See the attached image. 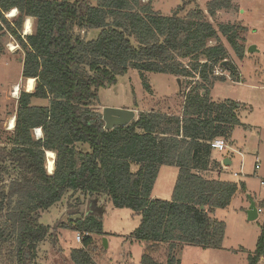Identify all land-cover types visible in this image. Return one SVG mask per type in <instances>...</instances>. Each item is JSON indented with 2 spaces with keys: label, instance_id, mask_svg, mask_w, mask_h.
I'll list each match as a JSON object with an SVG mask.
<instances>
[{
  "label": "trees",
  "instance_id": "obj_1",
  "mask_svg": "<svg viewBox=\"0 0 264 264\" xmlns=\"http://www.w3.org/2000/svg\"><path fill=\"white\" fill-rule=\"evenodd\" d=\"M152 3L0 0V40L8 33L17 40L24 50L22 76L36 80L32 92L21 91L15 128L0 144V264H39V246L53 235L41 214L70 191H81L93 203V197L106 195L115 207L141 214L131 236L144 243L139 264H164L153 254L161 244L168 245L166 264H176L175 251L184 244L222 248L226 224L214 212L227 208L246 184L205 172H221L211 142H231L241 120L239 104L214 101L209 94L216 80L226 79L216 73L219 67L239 81L226 43L243 59L246 27L228 22L216 28L208 19L232 8L231 0H211L206 14L185 11V2L163 15ZM14 8L18 12L9 19ZM28 16L34 18L33 32L23 36ZM129 69L197 78L179 114L153 108L127 126L106 130L95 108L99 88ZM34 98L48 104L34 105ZM37 127L44 133L39 139L33 135ZM48 150L56 153L53 173ZM162 165L179 168L171 199L152 195ZM73 222L82 231L83 247L73 249L71 259L97 264L87 248L94 234L105 235L101 214L92 210ZM262 258L264 216L249 264Z\"/></svg>",
  "mask_w": 264,
  "mask_h": 264
},
{
  "label": "rangeland",
  "instance_id": "obj_2",
  "mask_svg": "<svg viewBox=\"0 0 264 264\" xmlns=\"http://www.w3.org/2000/svg\"><path fill=\"white\" fill-rule=\"evenodd\" d=\"M210 1L153 0L152 4L153 8L163 15L173 14L185 2L188 3L185 11L196 8L206 14ZM233 2L236 5L233 4L232 8H221L224 11L219 15L210 17L207 14V17L216 28L220 23L242 24L246 30L241 32V35L248 37L249 46L255 45L256 48L254 53L247 54L243 59L238 58L236 65L239 69V81H235L224 68L217 69L220 71L218 75L226 76V79L214 82L210 87V98L218 102L231 100L239 104L241 124L234 128L231 142L227 141L230 148L225 151L215 150L214 154L223 157V160L228 157L232 161L228 170L221 176L223 180L244 182L248 192L253 196L256 194L258 200L264 202V184L261 183L264 180V0ZM96 3L97 0H91L92 5ZM6 16L9 19L14 17L9 16V13ZM97 32L98 30H94L90 36L96 35ZM22 35L26 36L24 28ZM226 45L230 58L236 61L233 49L229 44ZM12 46H15V49H12ZM0 47V144H6L7 136L13 131L9 130L10 121L15 117L18 107L19 96H14V85H20V95L21 91H28V79L22 76L24 50L17 40L8 33L1 38ZM184 62L190 66L188 60ZM196 78L129 69L118 77L116 83L99 88L95 108L101 113L105 107H114L131 108L136 110L138 115L140 111L153 108L179 114L185 94L194 85ZM36 102L45 101L39 99ZM257 158L261 165L259 170L255 169ZM52 163L53 158L49 157V169ZM242 169L243 172L240 173ZM236 172L240 174L236 176ZM178 174L177 166L162 165L152 192L153 197L171 199ZM245 192L239 189L231 204L225 209H218L214 214L227 225L222 248H203L192 244H184L181 247L180 243V247L175 251L176 264H249L248 256L256 248L264 215L260 214L258 219L249 220L248 215L241 212L248 198V192ZM93 198L96 200L95 203L90 201L89 212L94 210L101 214L105 235H93V243L87 248L91 257L97 264H139L144 253V243L131 236L141 222V214L129 208L115 207L106 195ZM88 200L90 197L81 191H70L41 214L40 222L50 226L53 235L39 246V264H76L71 259V253L73 249L83 247V234L75 229L77 224L73 221L85 217L88 212ZM64 224L69 227H64ZM78 233L82 236V242L76 240ZM104 237L108 240V248L104 246ZM167 246L158 245L153 253L164 264L167 261ZM258 264H264V260L261 259Z\"/></svg>",
  "mask_w": 264,
  "mask_h": 264
},
{
  "label": "water",
  "instance_id": "obj_3",
  "mask_svg": "<svg viewBox=\"0 0 264 264\" xmlns=\"http://www.w3.org/2000/svg\"><path fill=\"white\" fill-rule=\"evenodd\" d=\"M26 21V20H25ZM25 26V22H24ZM255 45L249 46L248 52H252L255 49ZM22 60V59H21ZM227 61L223 63L226 64ZM180 83V79H178ZM109 86V84L107 85ZM138 117L137 111L131 108H114L105 107L102 111V119L105 122V129L111 130L117 126H127L131 124ZM231 162L229 158L223 160L224 165H229ZM90 202H88V212H89ZM205 206H202L204 209ZM247 215L249 220H256L259 217L258 206L253 199H250V206L247 210ZM78 218L80 215L77 216ZM103 243L106 248H108V240L106 237L103 238Z\"/></svg>",
  "mask_w": 264,
  "mask_h": 264
},
{
  "label": "crops",
  "instance_id": "obj_4",
  "mask_svg": "<svg viewBox=\"0 0 264 264\" xmlns=\"http://www.w3.org/2000/svg\"><path fill=\"white\" fill-rule=\"evenodd\" d=\"M232 1V3L234 4V5H236L234 2H233V0H231ZM222 11H224V9L222 10H218L217 11V13L216 14H220ZM234 21V20H233ZM231 23H233V22H231ZM245 38H246V55L245 56H247V54H249V53H254L255 52V49H254V51H252V52H248V47H249V45H250V42H249V40H248V37H246L245 36ZM236 56V55H235ZM234 60H236V61H234L235 62V64H237V62H238V57L236 56L235 57V59ZM238 68V67H237ZM238 71H239V69H238ZM36 100H39V99H37V98H34V99H32V103L34 104V105H47L48 104V100H46V99H43V101H45V102H41V103H38V102H36ZM17 112V111H16ZM15 121H16V115H15ZM42 131H43V129H42ZM12 133V132H11ZM34 136H35V134H33ZM43 136H44V133H43ZM35 138L36 139H39L38 137H36L35 136ZM230 145V144H229ZM215 150H218V149H214L213 151H212V157L214 158V159H217V160H220L221 162H223V157H218V156H216L215 154H214V151ZM48 151H51V150H48ZM47 151V152H48ZM52 152H55V151H52ZM55 156H56V153H55ZM228 158V157H227ZM229 160H230V164L229 165H224L223 164V167H222V169H221V172L219 173L218 171H216V170H208V171H206L205 172V174L207 175V176H209V177H220L221 178V176L228 170V167H230V165L232 164V161H231V159L229 158ZM54 169H55V166H54ZM54 169L52 170V171H50V170H48V172L49 173H53V171H54ZM138 169V166H135V170H137ZM262 181H264V180H262ZM262 181H261V183H262ZM262 184H264V183H262ZM248 192V188L246 187V192L245 193H247ZM237 194V193H236ZM235 194V195H236ZM247 195H248V198H249V200H248V198H247V202L242 206V211L241 212H243L246 216H247V210H248V208H249V206H250V199H253L255 202H256V204H257V206L258 207H261L262 205H261V203L263 202V200H258V197L256 196V194L253 196V194L252 193H250V192H248L247 193ZM155 198H159V197H155ZM94 200H96V199H94ZM91 200H88V202H90ZM88 202H87V204H88ZM217 210L218 209H216L215 210V212H214V214H216V212H217ZM43 213V212H42ZM69 213H71V211H69ZM259 216H260V214H259ZM259 218V217H258ZM257 218V219H258ZM220 220V219H219ZM224 221V220H223ZM225 222V221H224ZM226 224V223H225ZM226 228H227V225H226ZM225 233H226V230H225ZM263 260H264V258H262Z\"/></svg>",
  "mask_w": 264,
  "mask_h": 264
},
{
  "label": "built area",
  "instance_id": "obj_5",
  "mask_svg": "<svg viewBox=\"0 0 264 264\" xmlns=\"http://www.w3.org/2000/svg\"><path fill=\"white\" fill-rule=\"evenodd\" d=\"M219 72H220L219 70L216 71L217 74H219ZM19 91H18V94H17L18 96H20L19 95ZM14 128H15V125L12 126V127H11V125H9V130H14ZM33 131H34V134H35L36 137H38V138L43 137V131H42V128L41 127L34 128ZM211 146H212L213 149H218L220 151H225V150H227V149L230 148L229 145L227 144V142L224 139H222V138H217V139L213 140L211 142ZM47 159L49 160V157L48 156H47ZM53 161L55 163V157L53 158ZM260 168H261L260 160H259V158H257L256 164H255V169L256 170H259ZM48 170H49V167H48ZM242 172H243V169H242V171L240 173H242ZM240 173H237L236 172L235 175L238 176ZM262 183H264V181H262ZM263 211H264V208L258 207L259 214H262ZM76 240L78 242H82V236H81L80 233L77 234Z\"/></svg>",
  "mask_w": 264,
  "mask_h": 264
},
{
  "label": "bare ground",
  "instance_id": "obj_6",
  "mask_svg": "<svg viewBox=\"0 0 264 264\" xmlns=\"http://www.w3.org/2000/svg\"><path fill=\"white\" fill-rule=\"evenodd\" d=\"M17 12H18L17 9L14 8L13 10H11L9 12V16H15L17 14ZM25 20L26 21H25V26H24V33L27 35V34H30L32 32V28H33V18L28 16ZM16 48H18V47H16ZM12 49H15V46H12ZM35 82H36L35 78H28L27 90L29 92H31V91L34 90V88H35ZM13 90L15 91L14 96H16L18 94V91L20 90V85H18V84L14 85V89ZM15 123H16L15 117H12V119L10 121L11 127L14 126ZM47 155L49 157H51V158H54L55 157V152L48 151L47 152ZM53 166H54V163L51 164V168L49 169L50 171H52L54 169Z\"/></svg>",
  "mask_w": 264,
  "mask_h": 264
}]
</instances>
